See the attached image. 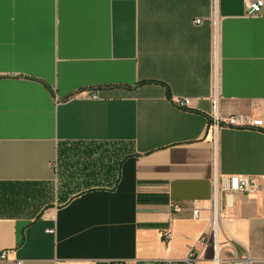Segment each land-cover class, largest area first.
Instances as JSON below:
<instances>
[{
  "label": "crops",
  "instance_id": "crops-1",
  "mask_svg": "<svg viewBox=\"0 0 264 264\" xmlns=\"http://www.w3.org/2000/svg\"><path fill=\"white\" fill-rule=\"evenodd\" d=\"M211 13L212 0H0V264L183 259L210 227L191 210L215 174L258 179L224 196L221 239L224 256L264 264V6L219 0L216 102ZM233 114L263 125L214 142V115ZM106 149L114 187L62 201L58 161Z\"/></svg>",
  "mask_w": 264,
  "mask_h": 264
},
{
  "label": "built area",
  "instance_id": "built-area-1",
  "mask_svg": "<svg viewBox=\"0 0 264 264\" xmlns=\"http://www.w3.org/2000/svg\"><path fill=\"white\" fill-rule=\"evenodd\" d=\"M218 3L219 0H212L211 22L214 29V46L212 54V99L214 102L220 97L221 88V55L219 50V34H218ZM263 0H246V14L255 16L263 13ZM201 20L197 19L196 23ZM90 98H97L92 92H83V95ZM180 107H189L190 98H180L176 101ZM261 120H250L243 114H233L227 118H220L214 115L210 121L209 130L212 133L214 142L217 140L218 132L222 127L245 128L250 126H262ZM214 191L208 206H197L194 204L191 214L195 219L201 218L204 210L209 211L210 227L206 230L200 239V245L191 248L187 256L180 260H156L150 264H201L209 262L210 264H250L251 259L239 258L235 253L231 256H224V245L227 244L221 239V225L224 221L223 202L224 196L230 198L236 194L255 193L259 190V181L255 177L244 175L218 176L213 177ZM175 213L182 211V207L178 204L172 205ZM7 253L3 252L1 258H6ZM17 264H22L18 262ZM95 264H138L134 260H101Z\"/></svg>",
  "mask_w": 264,
  "mask_h": 264
},
{
  "label": "trees",
  "instance_id": "trees-1",
  "mask_svg": "<svg viewBox=\"0 0 264 264\" xmlns=\"http://www.w3.org/2000/svg\"><path fill=\"white\" fill-rule=\"evenodd\" d=\"M115 152L98 150L95 152L78 151L72 157L60 159L65 162L61 170L62 176V201L89 189L100 186H112L119 179V162L114 159ZM62 155V154H60ZM62 160V161H61ZM63 166V165H62Z\"/></svg>",
  "mask_w": 264,
  "mask_h": 264
},
{
  "label": "rangeland",
  "instance_id": "rangeland-1",
  "mask_svg": "<svg viewBox=\"0 0 264 264\" xmlns=\"http://www.w3.org/2000/svg\"><path fill=\"white\" fill-rule=\"evenodd\" d=\"M64 166L65 163H61L60 161H58L57 163V166H58V170H57V174H58V180H57V187H58V190H61V186H62V177L60 178V176H62V173H61V166Z\"/></svg>",
  "mask_w": 264,
  "mask_h": 264
}]
</instances>
